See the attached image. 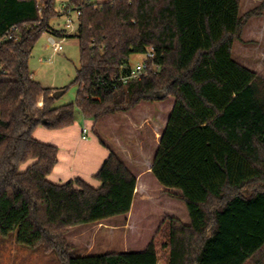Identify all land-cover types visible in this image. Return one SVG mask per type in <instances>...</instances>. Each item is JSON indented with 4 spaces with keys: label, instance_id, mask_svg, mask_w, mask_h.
<instances>
[{
    "label": "trees",
    "instance_id": "16d2710c",
    "mask_svg": "<svg viewBox=\"0 0 264 264\" xmlns=\"http://www.w3.org/2000/svg\"><path fill=\"white\" fill-rule=\"evenodd\" d=\"M240 3L68 0L80 16L65 36L50 26L63 15L56 0H0V237L55 253L60 264H159V253L163 264H264V78L232 59L264 4L240 16ZM45 33L77 41L75 104L56 107L55 90L33 79L29 60ZM147 52L146 75L122 84L130 57ZM147 109L165 119L151 175L177 193L189 224L166 216L156 233L165 241L141 252L75 256L67 230L127 215L136 177L110 151L98 187L54 184L58 148L34 131L67 129L78 111L98 137L101 123L139 124Z\"/></svg>",
    "mask_w": 264,
    "mask_h": 264
},
{
    "label": "rangeland",
    "instance_id": "374dc122",
    "mask_svg": "<svg viewBox=\"0 0 264 264\" xmlns=\"http://www.w3.org/2000/svg\"><path fill=\"white\" fill-rule=\"evenodd\" d=\"M67 2L68 0H56V8L60 10L61 5ZM262 4H264V0H242L239 15L258 8ZM65 21V16L61 15L53 19L50 26L55 31H63L65 30ZM49 36L45 33L37 41L29 60V69L33 79L43 87L63 91V95L55 102L56 107L75 104L78 89L74 84V79L76 70L79 68L77 41L72 38L66 39L62 44V51L56 52L48 42ZM242 37L241 42H234L232 59L264 78V11L261 12V15H256L250 19ZM143 60V55H132L129 59V65L134 67ZM170 104V99L163 102L165 113H167ZM100 125H102L103 133H107L109 127L107 123ZM72 126H78L80 130L86 127L89 132L88 137H96L92 130L93 121L83 119L78 111L75 112V122ZM44 131L51 133V130L45 128ZM97 131H99V125L95 129L96 133ZM140 138H145V136L141 133ZM153 152H156V148ZM144 158L143 165L148 167L149 156L145 155ZM149 179L158 191L164 190L152 175H149ZM160 194L161 192H158V195ZM167 196L173 200L177 199L175 194H167ZM136 210V217L130 224L120 217L112 221L105 220L101 223L73 227L67 230L64 237L65 241L75 256L137 253L144 250L153 239L159 246L165 241L163 231L156 235L166 217L164 211L154 207L153 204H142V206L137 204ZM165 259L166 253H159V264H163ZM0 264H60V262L55 253H46L41 247L29 249L20 246L16 243L15 236L10 235L5 238L0 237Z\"/></svg>",
    "mask_w": 264,
    "mask_h": 264
},
{
    "label": "crops",
    "instance_id": "0c3cea01",
    "mask_svg": "<svg viewBox=\"0 0 264 264\" xmlns=\"http://www.w3.org/2000/svg\"><path fill=\"white\" fill-rule=\"evenodd\" d=\"M250 19L244 26L243 31ZM38 107L41 108L42 103H39ZM164 122L165 119L163 121L161 115L155 116L154 114V117H152L147 109V112L146 110L143 111L139 124L134 123L130 116H125L120 122L107 123L109 127L108 132L105 134L101 130L102 125H99L98 137L95 138L87 136L86 140H82L81 130L78 126L50 131L51 133H45L43 127H38L33 136L42 143H49L58 148L57 164L48 176V180L54 184L61 185L78 178L91 186L98 187L99 183L93 177L101 168L110 151L126 164L136 177L131 209L127 215L114 217L107 221L121 217L123 221L130 224L136 217L137 204H141V206L142 204H153L154 207L164 211L165 216L175 217L183 224L188 225L189 217L183 201L180 199L173 200L167 196V194L176 195L177 193L167 189L158 191L149 179L152 167L151 161H153L155 155L153 150L155 148L157 150L160 131ZM141 133L145 138H140ZM146 149L148 151H145ZM145 155L149 156L147 160L148 167L143 165ZM158 192H161V194L158 195Z\"/></svg>",
    "mask_w": 264,
    "mask_h": 264
},
{
    "label": "built area",
    "instance_id": "2783aa9c",
    "mask_svg": "<svg viewBox=\"0 0 264 264\" xmlns=\"http://www.w3.org/2000/svg\"><path fill=\"white\" fill-rule=\"evenodd\" d=\"M60 11L63 13V15L66 18L65 21V32L64 35H70L75 32L77 25H78V18L80 16V13L71 10L70 8L66 7V4L61 5ZM66 40L65 37L57 40L53 36H49L48 42L52 45L54 50L56 52L62 51L63 47L62 44ZM144 56V60L141 63H138L134 67H130L129 73L120 79V82L122 84H127L130 81L133 80H139L141 76L145 75L147 69H148V64L150 61H152L154 55L152 52H147ZM88 136V130L86 127H83L81 129V139L86 140Z\"/></svg>",
    "mask_w": 264,
    "mask_h": 264
},
{
    "label": "water",
    "instance_id": "95a60500",
    "mask_svg": "<svg viewBox=\"0 0 264 264\" xmlns=\"http://www.w3.org/2000/svg\"><path fill=\"white\" fill-rule=\"evenodd\" d=\"M62 95H63V91H55L52 94V98L55 99V100H58Z\"/></svg>",
    "mask_w": 264,
    "mask_h": 264
}]
</instances>
